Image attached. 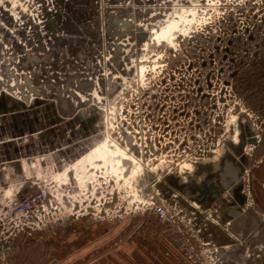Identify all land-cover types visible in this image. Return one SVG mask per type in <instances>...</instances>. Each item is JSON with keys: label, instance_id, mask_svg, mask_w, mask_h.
Returning a JSON list of instances; mask_svg holds the SVG:
<instances>
[{"label": "rangeland", "instance_id": "obj_1", "mask_svg": "<svg viewBox=\"0 0 264 264\" xmlns=\"http://www.w3.org/2000/svg\"><path fill=\"white\" fill-rule=\"evenodd\" d=\"M263 156L264 0H0V264H264Z\"/></svg>", "mask_w": 264, "mask_h": 264}, {"label": "built area", "instance_id": "obj_2", "mask_svg": "<svg viewBox=\"0 0 264 264\" xmlns=\"http://www.w3.org/2000/svg\"><path fill=\"white\" fill-rule=\"evenodd\" d=\"M47 201V194L41 192L19 198L13 204L0 205V257L8 253L19 233L26 229L29 224L26 221L33 218V212L47 206ZM154 212L160 221L168 220V212L164 205L158 204Z\"/></svg>", "mask_w": 264, "mask_h": 264}, {"label": "crops", "instance_id": "obj_3", "mask_svg": "<svg viewBox=\"0 0 264 264\" xmlns=\"http://www.w3.org/2000/svg\"><path fill=\"white\" fill-rule=\"evenodd\" d=\"M252 175L257 187V196L262 207H264V156L255 166V170Z\"/></svg>", "mask_w": 264, "mask_h": 264}, {"label": "bare ground", "instance_id": "obj_4", "mask_svg": "<svg viewBox=\"0 0 264 264\" xmlns=\"http://www.w3.org/2000/svg\"><path fill=\"white\" fill-rule=\"evenodd\" d=\"M170 26H171V24H170V22L166 25V27H163V31H167L169 28H170Z\"/></svg>", "mask_w": 264, "mask_h": 264}]
</instances>
